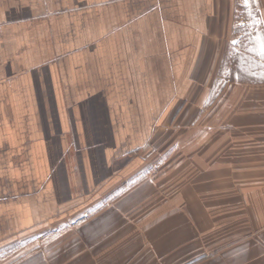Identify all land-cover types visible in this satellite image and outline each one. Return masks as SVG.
Instances as JSON below:
<instances>
[{"label":"crops","instance_id":"1","mask_svg":"<svg viewBox=\"0 0 264 264\" xmlns=\"http://www.w3.org/2000/svg\"><path fill=\"white\" fill-rule=\"evenodd\" d=\"M246 1L0 0V264H264Z\"/></svg>","mask_w":264,"mask_h":264},{"label":"rangeland","instance_id":"2","mask_svg":"<svg viewBox=\"0 0 264 264\" xmlns=\"http://www.w3.org/2000/svg\"><path fill=\"white\" fill-rule=\"evenodd\" d=\"M244 2H247L246 0H244ZM239 15H238V18L237 19H239L240 20V18L242 17H246V15H250V13L249 12H247V11H243V12H241V11H239V13H238ZM257 11H254L253 12V18H257ZM170 140L168 141V143L165 145V148L166 147H168V148H170ZM170 152V149L163 155V156H161V157H159V159L155 162V161H151V163H149V166L147 167V170H146V168H145V171H143V172H141V173H137V174H135L134 176H132L130 179V181H131V184L133 183H135L136 181H138L139 179H141V178H143V177H146L147 175V177L148 178H150V177H152V178H156L158 175H160V177L161 178H169V179H171V177H170V174H171V170H170V168H171V161H170V156H168V153ZM182 172L183 171H181L180 172V177L182 178ZM131 187L132 186H128L127 188H125V187H121V188H119V190L118 191H122V190H124V189H127V190H129V189H131ZM116 192V193H119V192Z\"/></svg>","mask_w":264,"mask_h":264},{"label":"snow or ice","instance_id":"3","mask_svg":"<svg viewBox=\"0 0 264 264\" xmlns=\"http://www.w3.org/2000/svg\"><path fill=\"white\" fill-rule=\"evenodd\" d=\"M259 43V52L261 56H264V35L259 36L258 38Z\"/></svg>","mask_w":264,"mask_h":264}]
</instances>
